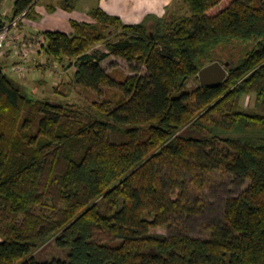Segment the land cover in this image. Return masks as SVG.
Instances as JSON below:
<instances>
[{
	"label": "trees",
	"instance_id": "obj_1",
	"mask_svg": "<svg viewBox=\"0 0 264 264\" xmlns=\"http://www.w3.org/2000/svg\"><path fill=\"white\" fill-rule=\"evenodd\" d=\"M40 1L15 0L12 19H34ZM183 5L138 24L98 6L72 34L43 33L41 66L73 69L70 85L101 97L88 108L37 99L0 62V264H264V0ZM101 43L108 52L92 54ZM110 55L146 75L118 80L101 66ZM216 61L227 79L191 89ZM217 170L250 181L224 227L210 239L154 232L199 214L190 183ZM47 247L66 255H36Z\"/></svg>",
	"mask_w": 264,
	"mask_h": 264
},
{
	"label": "rangeland",
	"instance_id": "obj_2",
	"mask_svg": "<svg viewBox=\"0 0 264 264\" xmlns=\"http://www.w3.org/2000/svg\"><path fill=\"white\" fill-rule=\"evenodd\" d=\"M91 0H81L78 4L77 9L74 11H66L71 14L72 18H87L89 21H92V17L89 13H85L84 6L89 5ZM96 1V0H95ZM101 1V0H100ZM15 0H7V3L4 6H0V13L4 17L11 16L13 11ZM58 3V0H56ZM153 7L149 10H144L141 8L136 11L138 15H133L125 23L134 24L142 15L149 13H156L159 17H165L168 14H172L182 8L183 0H152ZM53 0H42L40 2V7H44L45 12H41V15L36 14L34 21H38L40 35H43L47 29L48 31H62L64 26L68 25V22L58 21V24L54 23L55 18L51 16ZM56 3V4H57ZM167 3V4H166ZM94 6V5H93ZM100 7V4H96L94 7ZM63 15L66 13L61 9ZM92 10V9H91ZM76 11V12H75ZM146 11V12H145ZM148 11V12H147ZM74 13V14H73ZM73 14V15H72ZM28 21L22 23V30H26V26L30 25L32 18L27 16ZM62 19H65L62 17ZM30 21V23H29ZM116 37H112L110 40H115ZM108 52L106 44L101 43L96 45L91 53L99 56L101 53ZM14 52L7 50L6 54L0 57V62L6 66L9 74L22 84L26 85L28 90L32 92L35 91L34 95L37 99H45L49 101H56L62 96L66 100L70 99L72 102H76L79 108H88L97 100H101V97L96 96L88 90H84L77 86H71V81L73 79V69H66L63 65L55 63V65H46V69H43L41 65L47 62V55L44 54V51L38 53L36 50L32 54V60L30 63V70L25 77H20L13 71V64L16 62L17 58L14 57ZM39 64V65H38ZM69 64V62H68ZM102 68L107 73L114 74L118 80H121L123 76L135 75L137 73L145 76L146 67L142 66L138 62H130L122 57L116 55H110L106 60L101 63ZM51 68L57 70V75L50 73ZM58 72H61V75H58ZM200 85L199 80H192L189 83V87L195 88ZM60 92V93H58ZM108 95L107 91H104L103 98L105 99ZM256 104V96L249 95L245 96L242 100V106L245 109H253ZM191 179V178H190ZM250 181L242 178H238L229 173H225L222 170H217L210 174L207 177H204L202 180L198 181V184L190 183L191 194L190 198L192 203L196 204L200 210L199 214L195 215H185L184 217L175 216L173 218V224L170 228H160L155 229L154 232L164 234L166 236L171 233L186 234L197 239H210L214 234L216 228H222L225 226V212H226V203L229 199L238 197L249 185ZM0 241L2 237L0 235ZM36 255L41 259H50L52 256H65L66 254L62 251L50 247L40 250Z\"/></svg>",
	"mask_w": 264,
	"mask_h": 264
},
{
	"label": "crops",
	"instance_id": "obj_3",
	"mask_svg": "<svg viewBox=\"0 0 264 264\" xmlns=\"http://www.w3.org/2000/svg\"><path fill=\"white\" fill-rule=\"evenodd\" d=\"M40 2L36 6V14H38V15H41V12H45L44 11V7L43 8L40 7ZM6 3H7V0H0V6H4ZM56 3H57L56 0H53L52 6H57ZM96 4H98V5L100 4V7L103 10H105L107 13H109L111 15H116V16L121 17L124 22L125 21L127 22L128 20H131V18L134 19L136 16L135 17H132V16L133 15H138V13H136V11L138 9H139V11L141 10V8H143L144 10H149V8L153 7L152 0H101V1L100 0H96V1L95 0H91L89 2V5L84 6V10H85L84 12L85 13H89L91 11V9H93L92 7H94ZM61 11H62L61 8H57V10L54 11V12L52 11L53 13L51 14V16L57 17V18H55L56 22H54L56 24H58V21H64L65 22V20H66V22H68V25L64 26V30L59 31V32L72 34V32H73V29H72V26H71V21L72 20H77V21H80V22H87V23H92L93 22V19H92V21L91 20L89 21V19H87V18H84V19L72 18L71 14H69L66 11L63 10L66 13V15L64 16L63 12H61ZM149 14L157 15L156 13H151L149 11V13H146V14L142 15V17H140L137 21H135L134 24L141 23L146 18V16H148ZM0 15H2L3 18H5L6 21L8 22V21H10V19L13 18L14 10L11 12V16L4 17V15L1 14V13H0ZM157 16H159V15H157ZM62 17H64L65 19H62ZM136 18H138V17H136ZM30 21H31V23H30ZM30 21H29L30 25L26 26V30H23L24 35L25 36L40 35V33H38L39 32L38 30H40V29H39V27H37V26H39V23H37L38 21H34L33 19L30 20ZM46 31H48V29ZM49 31H51V30H49Z\"/></svg>",
	"mask_w": 264,
	"mask_h": 264
},
{
	"label": "built area",
	"instance_id": "obj_4",
	"mask_svg": "<svg viewBox=\"0 0 264 264\" xmlns=\"http://www.w3.org/2000/svg\"><path fill=\"white\" fill-rule=\"evenodd\" d=\"M28 21L26 12L12 19L0 29V57L4 56L7 50L14 52L17 58L13 64V71L20 77H25L30 70L32 54L37 50L43 51L45 38L43 35L25 36L22 30V23ZM50 73L55 74L57 70L51 68ZM59 73V72H58ZM61 75V73H60Z\"/></svg>",
	"mask_w": 264,
	"mask_h": 264
},
{
	"label": "water",
	"instance_id": "obj_5",
	"mask_svg": "<svg viewBox=\"0 0 264 264\" xmlns=\"http://www.w3.org/2000/svg\"><path fill=\"white\" fill-rule=\"evenodd\" d=\"M230 63L213 62L199 73L200 85L204 87L216 86L223 83L228 77Z\"/></svg>",
	"mask_w": 264,
	"mask_h": 264
}]
</instances>
